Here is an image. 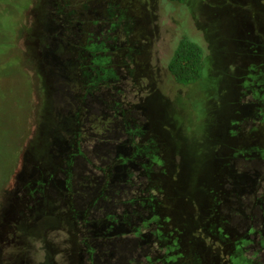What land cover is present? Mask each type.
I'll use <instances>...</instances> for the list:
<instances>
[{"label": "rangeland", "instance_id": "374dc122", "mask_svg": "<svg viewBox=\"0 0 264 264\" xmlns=\"http://www.w3.org/2000/svg\"><path fill=\"white\" fill-rule=\"evenodd\" d=\"M185 33L206 53L187 85L167 66ZM89 82L104 101L90 112L140 158L119 192L136 202L111 207L138 250L125 264H264V166L233 190L245 162L264 165V0H0V264L101 262L73 210L79 186H56L59 145H90Z\"/></svg>", "mask_w": 264, "mask_h": 264}, {"label": "trees", "instance_id": "16d2710c", "mask_svg": "<svg viewBox=\"0 0 264 264\" xmlns=\"http://www.w3.org/2000/svg\"><path fill=\"white\" fill-rule=\"evenodd\" d=\"M171 1L185 3L188 0ZM167 66L176 82L184 85L195 83L202 78L206 68V53L204 46L198 39L188 33L183 34L176 41ZM57 79L60 82V87L64 89V87L67 86V79L62 65L57 67ZM93 84H95V82H89L85 97L81 100L89 105L86 108L89 113H91L92 104H95L94 106L98 108H103L104 106V101L93 95ZM70 100L67 93L62 91L60 96L56 98L57 104L61 106L60 110L62 114L59 112V116L64 127L66 125L68 126L67 123L70 119L67 115V104ZM101 116L103 115L101 114ZM115 130L114 124L113 127L100 133L99 136L90 137V145L87 146L86 149L77 146V149L74 148L73 150L71 148L72 144L70 147L71 149L67 145H59L58 148L60 149L59 156L63 160V166H65L62 167L61 171L63 181L67 183L78 179V186L80 187L79 192H74L71 200L74 206L73 210L76 212V215L79 216L85 209L87 210L88 219L85 220V222L90 223V226L87 228V237L90 242L89 247L91 246L90 250L92 252L98 254L99 261H101L100 264H125L127 261V253L132 250H137L135 244L128 245V241L120 236V219L111 213V207L115 205L116 202L121 200L123 206L131 208L130 202L133 200L128 196L121 198L116 197L117 193H119V189L121 190L123 187L127 188L130 182L128 177L130 171H128L126 166L128 160L131 158L124 156V149L127 147L126 141L124 142L116 138L117 132L115 133ZM86 151L88 153H86ZM137 153L138 151H135L133 154L134 157L130 162L132 160L137 161ZM98 158L100 161L97 164L95 161ZM86 165L90 170L88 172H84L83 169ZM115 166L119 167L117 171L114 170ZM95 170H97V173L93 172ZM59 183L61 184V182ZM105 191H107L106 196L103 195ZM130 210L131 209H129V211ZM104 215H106V217H104ZM98 216L104 217V222L107 218V221L102 224H98V221V225H92L97 221ZM114 221L115 223H113ZM102 225L105 226L102 228ZM125 251L127 252L125 253ZM134 256L135 255H133V257ZM136 258L137 257H134L135 260Z\"/></svg>", "mask_w": 264, "mask_h": 264}, {"label": "flooded vegetation", "instance_id": "af4514ba", "mask_svg": "<svg viewBox=\"0 0 264 264\" xmlns=\"http://www.w3.org/2000/svg\"><path fill=\"white\" fill-rule=\"evenodd\" d=\"M102 70V69H101ZM97 72H101V71H99V70H97ZM79 109H81V108H79ZM80 114V110H77L76 111V116H78ZM84 115H85V118H84V121H86V122H84V127H85V129H83V132L85 131L86 133H92L93 135H95V137H97V136H99V134L100 133H102V132H104L105 130H109L111 127H113L114 126V122H113V120L111 119V117L110 116H106V115H103V116H101V114H92V112L91 113H89L86 109H85V111H84ZM69 123V122H68ZM67 123V124H68ZM82 132V133H83ZM117 132V130H115V133ZM92 135V136H93ZM116 136H117V133H116ZM115 136V137H116ZM116 138H118V137H116ZM78 140V139H77ZM79 141V140H78ZM77 141V142H78ZM69 147H71V146H69ZM68 148V147H67ZM66 148V149H67ZM125 154V153H124ZM126 155V154H125ZM137 159H140V158H137ZM245 160V159H244ZM134 161H131V165H130V168H132V167H135L136 168V166L134 165ZM255 163H257V165L255 166L253 163H251V162H245L244 163V165H243V168H244V171L240 174V179H238V180H236L235 179V183L232 181V183H234L233 185V190H234V192H235V194H238V195H243L244 194V192H246V190H247V186H249L251 183L253 184V180H254V178L252 177V175H249L250 173L249 172H260V171H262L263 170V167L262 166H264L263 165V163L262 162H255ZM62 167H65V166H61L60 167V171H62ZM56 168V167H55ZM242 168V169H243ZM84 169V172H88V171H90L89 170V168H87V165H86V167L85 168H83ZM119 169V167L118 166H115V168H114V170H118ZM143 169H144V172L143 173H145L146 175H145V178L146 179H148V172H147V167L144 165L143 166ZM129 171H130V174H129V184H132L133 183V180H132V175H133V171L131 170V169H129ZM94 173H97V170H95V171H93ZM263 172V171H262ZM50 177L52 178V180H53V175H51L50 174ZM238 178V177H237ZM252 180V181H251ZM87 181V180H86ZM139 181V180H138ZM56 181H54L53 183H55ZM63 183V185L65 184V188L69 191L70 190V188L72 187V189H77L78 188V179H76V181H69V182H61V184ZM249 183V184H248ZM57 184V183H56ZM58 185H60V183H58ZM63 185H62V187H63ZM57 186V185H56ZM74 187V188H73ZM80 188V187H79ZM128 189H130L131 190V186H130V188H128ZM232 190V191H233ZM78 192V191H77ZM119 192H122V190H120L119 189ZM103 195H107V191H105L104 192V194ZM116 197H118V198H121V197H126V195H124V194H120V193H117V196ZM128 197L130 198H132L133 200H132V202H130V204L131 203H135L136 201H135V199H134V197L133 196H131V194L130 195H128ZM117 198V199H118ZM88 214H87V210L85 209L84 210V212L83 213H80V222L81 221H83V222H85V220H87L88 219V216H87ZM82 223V222H81ZM113 223H115V221L113 222ZM95 224H97V222L95 221L92 225H95ZM98 225V224H97ZM90 226V224H85V229H87L88 227ZM105 225H102V228L104 227ZM136 253L137 252V250H132L130 253ZM138 253V252H137Z\"/></svg>", "mask_w": 264, "mask_h": 264}]
</instances>
